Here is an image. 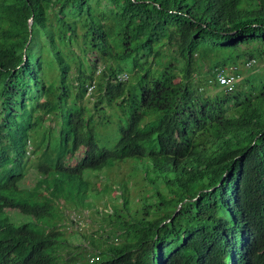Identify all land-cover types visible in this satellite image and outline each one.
I'll return each instance as SVG.
<instances>
[{
    "label": "trees",
    "instance_id": "trees-1",
    "mask_svg": "<svg viewBox=\"0 0 264 264\" xmlns=\"http://www.w3.org/2000/svg\"><path fill=\"white\" fill-rule=\"evenodd\" d=\"M253 59L264 0H0V264H264V74L216 76ZM70 209L99 231L67 237Z\"/></svg>",
    "mask_w": 264,
    "mask_h": 264
},
{
    "label": "rangeland",
    "instance_id": "rangeland-1",
    "mask_svg": "<svg viewBox=\"0 0 264 264\" xmlns=\"http://www.w3.org/2000/svg\"><path fill=\"white\" fill-rule=\"evenodd\" d=\"M257 70L258 73L264 74V62L260 61L257 64ZM234 68V67H232ZM240 80H244L245 78H248L253 74L252 71L245 69L243 64L240 65ZM100 71V70H99ZM126 77V76H125ZM127 80V77H126ZM125 81V80H124ZM93 93V90H89L87 97L85 98V105L89 106L90 108H93L94 103L96 102L97 98L92 97L91 94ZM99 106L105 109L107 112V115L111 116V119L113 122H116L119 117L121 116V110L118 109L116 106L113 108H110L106 105V103L101 102ZM99 117V114L97 115ZM99 132V145L102 148L106 149H113L120 139L121 135L119 134V131L115 124H107L104 127L98 128ZM35 162L28 163V168L30 169V174L33 173V166ZM132 168L128 165H122L119 169L112 167L111 171H107L102 176L97 177L99 180L96 182V186L100 188L101 190V196L100 200H95V205L99 209H105L104 205H111V203L114 201L116 194L119 192V188L121 185H118L119 182L123 179L128 180V175L131 173ZM25 184L27 187L32 188L38 196H43L44 192L43 189L38 185L37 180L34 178V175L27 178L25 181ZM108 184V186H106ZM129 193L131 196V199L134 201V203H137L145 198V194L143 192V188L135 183L128 186ZM141 198V199H140ZM120 203V202H118ZM67 220H68V226L65 228L66 236H71L76 230L81 231L85 234L90 233H97L100 229L101 225V218L98 216L95 212H90L88 210H84L82 213L75 212L73 210H66ZM75 244L78 242L75 240ZM66 257V256H65Z\"/></svg>",
    "mask_w": 264,
    "mask_h": 264
},
{
    "label": "built area",
    "instance_id": "built-area-1",
    "mask_svg": "<svg viewBox=\"0 0 264 264\" xmlns=\"http://www.w3.org/2000/svg\"><path fill=\"white\" fill-rule=\"evenodd\" d=\"M256 64H257L256 60L253 59V60L248 61L244 65V68L245 69L247 68V70H249V69H252ZM236 71L237 69L235 67L234 68H224L222 70H219L216 73L218 84L224 89L228 91H232L235 88L237 82H239L241 79L240 74L235 73ZM126 77L125 75H123L120 77V79L126 80ZM89 90H93V87H91Z\"/></svg>",
    "mask_w": 264,
    "mask_h": 264
},
{
    "label": "water",
    "instance_id": "water-1",
    "mask_svg": "<svg viewBox=\"0 0 264 264\" xmlns=\"http://www.w3.org/2000/svg\"><path fill=\"white\" fill-rule=\"evenodd\" d=\"M32 24V21H30V25Z\"/></svg>",
    "mask_w": 264,
    "mask_h": 264
}]
</instances>
